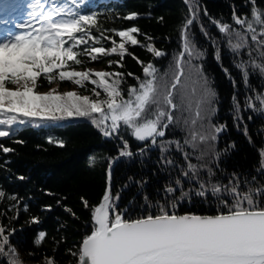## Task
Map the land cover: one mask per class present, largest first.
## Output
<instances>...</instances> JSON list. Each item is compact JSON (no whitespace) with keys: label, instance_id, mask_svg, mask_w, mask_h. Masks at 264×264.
<instances>
[{"label":"snow or ice","instance_id":"1","mask_svg":"<svg viewBox=\"0 0 264 264\" xmlns=\"http://www.w3.org/2000/svg\"><path fill=\"white\" fill-rule=\"evenodd\" d=\"M82 3L83 0H34L28 5L32 8L28 19L21 22L0 19V138L13 135L12 126L37 122L39 126L78 117L89 119L103 137L121 142L118 156L107 165L106 187L99 203L90 207L81 198L83 206L90 209L91 230L82 238L78 251L71 252L77 264H264V182L255 176L242 180L236 174L228 183L214 182L212 162H218L223 154L216 150L215 142L227 125L212 123L218 92L214 81L204 72L202 62L206 52L198 46L194 24L215 46L214 59L233 87L236 80L223 67L220 41L210 35L201 20L199 0H184L188 12L178 28L179 51L164 71L154 61L169 53L155 47L154 37L136 26L102 30L96 13L80 11ZM246 3L250 5L247 14L237 15L233 5L232 23L211 17L206 8L203 14L217 29L227 49L240 57L230 63L240 73L241 83L251 91L253 74L264 79V7L257 0ZM139 15L132 12L123 18L131 21ZM13 27L19 31H13ZM93 29L97 34H93ZM141 35L147 43L138 39ZM127 46L144 48L153 60L145 63ZM242 53H246L247 59L242 58ZM113 55L118 58L107 59L109 68L115 65L123 69L128 55L141 66L142 76L123 71L76 70L85 61L95 62ZM127 77L136 84L122 87ZM42 79L49 85L55 81L71 82L92 95L77 91L60 93L56 89L40 93L37 88L42 86L39 83ZM231 99L236 127L252 143L247 126L240 128L242 118L236 94ZM244 103L247 109L264 114V90L246 96ZM181 124L187 131L183 142L163 139L171 127ZM124 131L136 141L156 147L163 165L175 166V161L167 155L173 147L187 161L186 167L180 169L182 178L177 177L164 187V200L156 202L155 214L148 211L133 218L127 209L119 210L120 192L112 191V165L121 157L136 155L130 150ZM229 148L234 149L235 143ZM0 150L14 151L3 144ZM144 153L145 148H140L139 154ZM193 154L199 163L191 162ZM258 154L256 172L264 176V147L258 149ZM91 163H95V158ZM185 180L189 184L196 182L197 187L186 190ZM193 196L202 201L214 198L221 211L216 215L178 214L179 204ZM4 199L18 200L17 196L0 190V201ZM144 200L152 206L147 195ZM12 208L16 212L9 217V225L0 223V260L5 264H21L10 241L17 231L10 224L19 218L18 204ZM44 210L50 211L51 206L46 205ZM24 211H28L27 205ZM65 211L75 217L70 208ZM39 223L38 216L29 220V224ZM45 237V231H38L34 244L41 245ZM44 260L45 264H55L54 258L44 257Z\"/></svg>","mask_w":264,"mask_h":264},{"label":"trees","instance_id":"2","mask_svg":"<svg viewBox=\"0 0 264 264\" xmlns=\"http://www.w3.org/2000/svg\"><path fill=\"white\" fill-rule=\"evenodd\" d=\"M257 3L264 7V0H257ZM199 4L202 22L210 35L220 41L223 67L228 68L236 80V86L233 87L214 59L215 46L201 35L199 27L194 24L195 39L198 46L206 52L202 62L204 72L209 75L210 81H214V88L218 92L214 104L217 111L211 118L212 123L227 125L215 142L216 150L223 154L218 162H212L214 182L228 183L233 174L240 176L242 180H250L255 176L257 180L264 182V176L256 172L260 160L258 149L264 147V114L247 109L244 103L246 96H254L264 90V79L253 74L250 77L251 91L241 83L240 73L230 63V60L240 57L234 56L227 49L217 29L203 14V9L206 8L211 17L232 23L233 5L237 15L249 13L250 5L246 0H199ZM80 11L84 14L96 13L98 27L102 30H121L136 26L142 33L154 37L155 47L169 53L168 56L154 61L164 71L172 56L179 51L178 28L188 8L184 0H83ZM132 12L141 15L131 21L123 18ZM161 17L162 21L159 19ZM93 34H97L95 29ZM138 39L147 43L142 35ZM101 43L110 46L104 41ZM127 47L145 63L153 60L152 54L144 48ZM241 55L243 59H247L246 53ZM109 58L118 57L113 55L95 62L85 61L84 64L76 66V70L98 67L103 71L133 72L142 76L141 66L131 56H125L123 69L115 65L109 68L106 62ZM39 83L42 85L37 88L40 93H46L55 87L58 92L67 89L81 95H92L90 91L67 81H55L49 85L42 79ZM133 84L136 81L127 77V82L122 87ZM12 86L8 85L10 88ZM233 94H236L240 103V128L247 126L252 143L236 127V114L231 99ZM100 98H104L103 93ZM37 123L12 126L13 135L0 138V144L14 149L10 153L0 150V190L18 198L17 201H0V223L9 225V217L16 212L12 205L18 204L19 218L11 220L10 224L17 231L10 237V241L17 249L21 264H45L44 257L54 258L55 264H77V258L71 252L78 251L82 238L91 230L90 209L83 206L81 198H85L90 207L99 203L106 187L107 165L111 158L118 156L121 142L103 137L87 118L71 117L39 126ZM123 135L129 141L130 150L136 155L119 158L116 167L112 169L113 193L120 192L119 210L127 209V214L133 218L145 215L148 211L155 214L156 202L163 203L164 187L173 183L175 178H182L180 169L186 167L187 161L173 147L167 155L175 161V166L163 165L156 147L153 148L148 142L136 141L128 131H124ZM186 135V128L181 124L171 127L163 139L183 142ZM61 142L63 146H60ZM233 142L235 148L231 149L229 145ZM140 148H145L143 155L139 154ZM225 149L228 151L225 152ZM188 150L191 151L190 148ZM92 158H95L94 164L91 163ZM191 162L199 163L196 154L192 155ZM21 176L25 179H19ZM189 187H197L196 182L189 184L185 180V189ZM145 195L152 202L151 207L145 204ZM24 205H27V212L24 211ZM46 205L51 206L50 211L44 210ZM66 208H70L75 217L65 211ZM176 211L178 214L213 215L218 214L221 209L212 197L202 201L193 196L190 201L180 203ZM32 216H38L40 223L29 224ZM41 230L46 232V237L41 245L36 246L34 240ZM29 253L33 255L30 256ZM0 264L5 262L0 260Z\"/></svg>","mask_w":264,"mask_h":264},{"label":"rangeland","instance_id":"3","mask_svg":"<svg viewBox=\"0 0 264 264\" xmlns=\"http://www.w3.org/2000/svg\"><path fill=\"white\" fill-rule=\"evenodd\" d=\"M34 0H0V19H11L17 22L28 19V12L32 11V8L28 5L32 4ZM13 31H19L13 27ZM94 71H103V69L98 67L89 68ZM15 86H12L14 88ZM52 89L57 88L53 87ZM67 89L60 91L61 93L67 92Z\"/></svg>","mask_w":264,"mask_h":264},{"label":"water","instance_id":"4","mask_svg":"<svg viewBox=\"0 0 264 264\" xmlns=\"http://www.w3.org/2000/svg\"><path fill=\"white\" fill-rule=\"evenodd\" d=\"M108 139H111V138H108ZM153 148H154V147H153ZM153 148H152V149H153ZM118 161H119V159H117V160L113 163V165H112V169L116 167ZM111 183H112V191H113V184H114V182H113V171H112V180H111ZM201 215H205V214H201ZM213 215H216V214H213Z\"/></svg>","mask_w":264,"mask_h":264}]
</instances>
